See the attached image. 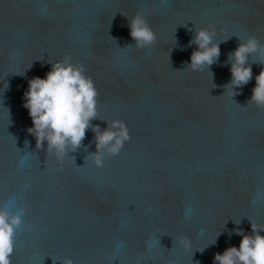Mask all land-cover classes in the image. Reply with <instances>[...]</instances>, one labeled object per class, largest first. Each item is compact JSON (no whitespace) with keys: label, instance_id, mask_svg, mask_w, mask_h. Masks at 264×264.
I'll use <instances>...</instances> for the list:
<instances>
[{"label":"water","instance_id":"1","mask_svg":"<svg viewBox=\"0 0 264 264\" xmlns=\"http://www.w3.org/2000/svg\"><path fill=\"white\" fill-rule=\"evenodd\" d=\"M136 13L157 37L143 49ZM209 25L220 56L192 70L189 42ZM250 34L264 42V0H0V207L25 209L11 264H214L239 247L235 229L264 227V108L248 102L264 65L234 96L225 88ZM66 56L97 89L91 124H127L102 167L91 128L63 160L28 131L29 79Z\"/></svg>","mask_w":264,"mask_h":264},{"label":"clouds","instance_id":"2","mask_svg":"<svg viewBox=\"0 0 264 264\" xmlns=\"http://www.w3.org/2000/svg\"><path fill=\"white\" fill-rule=\"evenodd\" d=\"M129 28L137 48L152 45L157 39L146 18L139 13L129 20ZM215 35L212 25L195 28L194 37L189 43L197 47L192 51L187 65L192 70H203L205 67L209 69L218 61L221 41L214 42ZM237 37L240 42L228 55L231 80L225 85V88L231 86L232 96L252 79V63L264 65V42L251 34L245 38ZM50 63L51 69L45 77L35 76L29 79L24 93V107L28 109L32 119L28 131L35 137L38 149L44 147L46 141L47 153H54L58 160H63L69 152H75L82 146L86 130L91 128L95 133L96 151L89 155L97 167H102L105 154L118 155L124 143L131 139L127 124L123 120L113 119L106 121L107 127L104 129L99 125H92L91 121L97 117L98 92L91 77L85 74L84 65L73 64L67 56ZM255 80L248 102L264 108V67H261ZM24 214L23 207L15 211L0 207V264H11L16 229L22 224ZM250 222V233L235 229L242 236L239 247L233 245L225 248L222 253L217 252L214 264H264V235H261L264 227L251 220ZM181 243L185 247L190 246L186 239H182ZM62 264H74V261L71 257H64Z\"/></svg>","mask_w":264,"mask_h":264}]
</instances>
